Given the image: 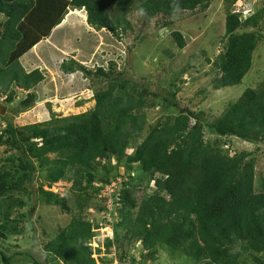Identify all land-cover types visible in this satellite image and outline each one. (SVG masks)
Listing matches in <instances>:
<instances>
[{
  "label": "trees",
  "instance_id": "obj_1",
  "mask_svg": "<svg viewBox=\"0 0 264 264\" xmlns=\"http://www.w3.org/2000/svg\"><path fill=\"white\" fill-rule=\"evenodd\" d=\"M215 1L0 0V16L5 19L0 22V48L9 40L8 55L0 49V86L6 83L8 90L16 85L29 92L44 80L39 70L26 73L19 60L48 38L71 9L84 10L87 24L94 30L118 37L132 29L127 16L133 11L164 30L180 14L206 12ZM237 1L227 0L231 4ZM49 16L54 20L47 25ZM262 24L264 7L245 20L238 12H227L225 49L214 63L220 75L214 90L239 86L252 70L263 40ZM172 37L180 49L186 48L180 32ZM114 67L111 63L109 70L99 67L94 71L74 59L61 64L66 75L82 72L87 78L110 82L107 90L95 94L96 106L88 113L25 128L2 117L6 125L0 126V148L13 154L4 162H18V167L15 173L0 167V238L28 232L12 216L15 208L26 207L22 196L31 194L35 200L30 217L41 205L73 215L44 250L62 264H96L87 246L95 237V222H88L84 213L96 206L103 211L105 205L99 199L103 187L125 178L113 195L118 204L113 212L119 214V223L113 226L116 237L106 242L107 251L115 250L119 264L137 263L129 250L125 252L137 244L143 247L145 262L156 261L159 249L165 247L195 264H264V180L257 184L252 153L232 154L224 148L225 140L232 138L264 144V82L246 90L212 123H206L204 112L181 111L147 128L144 117L133 112L149 108L150 96L166 110L177 108V93L145 88L135 98L126 91L129 81L121 80L123 74L115 73ZM14 98L11 92L6 103ZM36 98L28 93L20 103L23 110ZM206 128L216 137L214 141L205 140ZM129 149L133 150L130 155ZM100 170L106 172L100 174ZM120 170L125 175L113 174ZM38 175L43 179L37 190L33 186ZM61 181L73 182L76 211L69 197L44 189L45 184L51 187ZM21 254L30 256L34 264H44L33 254ZM0 258L5 264L14 260L1 248Z\"/></svg>",
  "mask_w": 264,
  "mask_h": 264
},
{
  "label": "rangeland",
  "instance_id": "obj_2",
  "mask_svg": "<svg viewBox=\"0 0 264 264\" xmlns=\"http://www.w3.org/2000/svg\"><path fill=\"white\" fill-rule=\"evenodd\" d=\"M263 7L264 0H238L234 4L227 0H217L206 12L180 14L175 19V24L164 30L156 25V21H149L140 12L133 11L127 16L132 29H127L126 33L120 32L118 37L107 31H93L86 25H84L86 29H83L82 24H79V19H77L78 22L74 18L70 22L71 25H74L72 29L75 31H72L71 27H65L61 29L62 31H58L57 42L67 43L58 50L62 54L61 58H53L48 51L46 52V45L50 46L45 44L42 46L43 50L42 48L38 49L37 54H42L39 61L44 68L36 66L29 69L21 63L26 73L39 70L44 77L41 83L29 92L19 89L16 85H12L8 90H6V83L0 86V126L3 128L6 125L2 117L12 121L17 128H25L36 124L43 125L52 121L53 118H69L94 110L96 106L95 94L107 90L110 82L96 77L87 78L82 72L73 75L64 74L60 69L61 64L71 59L77 60L83 66L94 69V71L99 67L109 70L110 64L114 63L113 71L123 74L121 80L129 81L126 91L134 95L135 98H138V93H141L145 88H148L150 92H176L179 105L177 108L166 110L160 101L156 100L155 102L150 96L148 99L146 98L149 101V108L137 109L133 112L144 117L147 128L150 125L163 123L167 117L176 116L181 111L204 112L206 123H212L220 118L228 105L237 101L246 90L257 88L264 82V24H262L263 40L255 52L253 68L243 82L233 88L221 90L213 88L214 82L220 77L214 63L225 49L223 37L227 12H238L245 20ZM71 11L73 14L69 13V16L77 15L79 18L86 19L84 10L78 11V13L72 9ZM52 16L47 18V25L53 22L54 17ZM4 20L0 16V22ZM68 32H70L69 36L66 35ZM174 32H180L184 36L187 43L185 49H180L174 41L172 37ZM72 34L74 35L72 36ZM8 41L6 39L7 43H4L3 49L0 48L5 51L4 56L8 55L6 50L9 47ZM51 61L55 62L53 67L49 68L52 72L47 69ZM28 69L31 72H27ZM11 92L15 98L12 103L7 104L6 100ZM28 93H34L37 100L31 107L23 110L20 103L26 99ZM153 104L154 107H150ZM4 108L6 110L2 115L1 112ZM215 139L216 137L206 128L205 140L209 142ZM225 141L227 145L224 148L230 149L232 154L242 151L252 153V157L256 161L257 184L263 181L264 144L246 143L236 138ZM132 152L131 149L127 151L128 155ZM11 155L13 154L9 153L6 147L0 148V167L6 166L8 171L15 173L18 162H14L15 164L4 162ZM50 158L56 159V156L50 155ZM109 163L114 166V169L116 168L115 162L110 160ZM102 172L106 171H99L100 174ZM113 174L122 176L125 175V172L120 170L119 172L114 171ZM42 179L41 176H36L34 189L38 190L39 181ZM121 180L125 181V178ZM72 185V181H61L51 187L45 184L44 189L62 197H69L70 205L76 211V206L73 203L75 197L71 192ZM145 185L146 183L141 189H144ZM152 185L150 192H152ZM113 189L115 192L117 191L116 185ZM150 192L148 191V193ZM16 196L19 197L18 194ZM106 197L108 198V196ZM22 199L27 205L22 210L15 208L12 219L18 218L17 224L27 228L28 232L25 235L0 238L1 250L8 256H14L12 264H34L30 256H24L21 253L33 254L44 264H62L47 253L44 247L54 241L59 233L70 224L73 215L63 213L54 207L41 205L30 217L35 196L26 194L22 196ZM99 199L104 202L103 211L100 212L96 206L84 213L88 222H95L93 230L95 237L87 243V246L91 250L92 258L96 264H119L120 259L115 250L107 251L106 247L107 239L114 240L116 237L112 224L119 223L117 216L119 214L107 212L106 205L108 206V204L102 194ZM18 215L23 217L19 218ZM132 217L131 222L135 218L134 212ZM128 250L130 251L129 255L136 257V264H195L192 259L179 253H173L165 247L159 249V254L154 262H145L141 258L143 247L138 244L135 247H128L125 252ZM0 264H5L1 258Z\"/></svg>",
  "mask_w": 264,
  "mask_h": 264
},
{
  "label": "crops",
  "instance_id": "obj_3",
  "mask_svg": "<svg viewBox=\"0 0 264 264\" xmlns=\"http://www.w3.org/2000/svg\"><path fill=\"white\" fill-rule=\"evenodd\" d=\"M78 11H82V10H75V12L76 13H78ZM85 12V11H84ZM69 13L71 14H73V11H69ZM67 14V16L65 17V19L63 20V22L59 25V26H57V27H55L53 30H52V32H51V34H50V36L48 37V38H46V39H44V40H42L41 42H39L38 44H36L29 52H27L25 55H23L21 58H20V60H19V62H20V64L22 63V65L25 67V68H29V69H31V68H33V67H39V66H41V67H43V65L41 64V61H39V60H41V57H42V54H40V55H37L38 54V49H41L42 48V50H43V48L44 47H42V46H44L45 44H49V46L50 47H48V45H46V52L48 51V53L49 54H51V56H53V58L55 57V58H61L62 57V54L61 53H59L58 52V50H60V48L63 46V45H66L65 43H63V42H60V43H58L57 42V36H59V33H58V31L59 30H61V29H63V28H65V27H71V30L72 31H75V29H72V27L74 26V25H71V20H73L74 18V20H77V19H79V24H82V28L83 29H86L85 28V26L84 25H86L87 26V28H88V24H87V14H86V12H85V14H86V19H84V17H81L82 19H83V21H82V19L81 18H79L77 15H72V16H69L70 14ZM85 20V21H84ZM67 21H68V23H67ZM90 27V26H89ZM90 29L91 30H93L94 31V29L93 28H91L90 27ZM62 31V30H61ZM80 32V31H79ZM66 34V33H65ZM69 34H70V32H68L66 35L67 36H69ZM74 34H72V36H73ZM66 41H67V39H65ZM64 41V40H63ZM72 48H74V47H72ZM45 51V50H44ZM59 55H58V54ZM59 56V57H58ZM75 60V59H74ZM75 61H77V60H75ZM78 62V61H77ZM54 63L55 62H53V61H51V64L49 65V67L47 68L46 66H45V68H47L48 70H50L49 68L50 67H53V65H54ZM44 68V67H43ZM28 69V70H29ZM27 72H31L30 70L29 71H27ZM50 72H52L51 70H50Z\"/></svg>",
  "mask_w": 264,
  "mask_h": 264
},
{
  "label": "built area",
  "instance_id": "obj_4",
  "mask_svg": "<svg viewBox=\"0 0 264 264\" xmlns=\"http://www.w3.org/2000/svg\"><path fill=\"white\" fill-rule=\"evenodd\" d=\"M122 182L123 181L121 179H119V180H117V182H115V183L113 182L110 185H106L104 187L102 185H98V186L103 187L101 194L106 198L105 202L108 204V206L106 205L108 213H112L114 210V207L118 206V204H116L115 199L113 198V195L115 193L113 187L116 185V187L118 188V186L121 185ZM112 189H113V193L111 194ZM105 195L108 196V198ZM114 224L115 223L112 224V228H113Z\"/></svg>",
  "mask_w": 264,
  "mask_h": 264
},
{
  "label": "water",
  "instance_id": "obj_5",
  "mask_svg": "<svg viewBox=\"0 0 264 264\" xmlns=\"http://www.w3.org/2000/svg\"><path fill=\"white\" fill-rule=\"evenodd\" d=\"M4 110H6L5 108L3 109V111L1 112L2 113V115H4Z\"/></svg>",
  "mask_w": 264,
  "mask_h": 264
}]
</instances>
